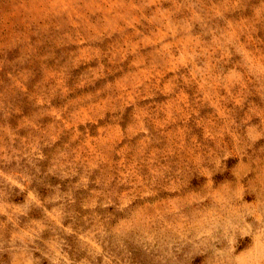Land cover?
I'll list each match as a JSON object with an SVG mask.
<instances>
[{"label":"rangeland","instance_id":"374dc122","mask_svg":"<svg viewBox=\"0 0 264 264\" xmlns=\"http://www.w3.org/2000/svg\"><path fill=\"white\" fill-rule=\"evenodd\" d=\"M0 264H264V0H0Z\"/></svg>","mask_w":264,"mask_h":264}]
</instances>
